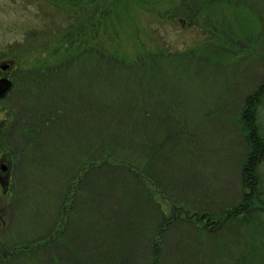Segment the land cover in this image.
I'll return each mask as SVG.
<instances>
[{
    "label": "rangeland",
    "instance_id": "rangeland-1",
    "mask_svg": "<svg viewBox=\"0 0 264 264\" xmlns=\"http://www.w3.org/2000/svg\"><path fill=\"white\" fill-rule=\"evenodd\" d=\"M110 1L106 15L107 0H0V67L11 68L0 75L13 84L0 98V133L14 122L0 183L14 175L18 186L11 220L9 196L0 199V253L40 238L5 263L236 264L264 232L239 224L205 236L184 217L208 224L196 212L235 204L240 166L264 161L261 148L245 155L248 136L264 144V0ZM131 95L172 102L186 123L173 135L150 115V138L140 141L135 128L134 154L151 156L149 189L116 158L80 168L90 152L80 108ZM26 124L43 126L41 142L23 146ZM75 171L70 207L58 214ZM257 174L264 187V162Z\"/></svg>",
    "mask_w": 264,
    "mask_h": 264
},
{
    "label": "trees",
    "instance_id": "trees-1",
    "mask_svg": "<svg viewBox=\"0 0 264 264\" xmlns=\"http://www.w3.org/2000/svg\"><path fill=\"white\" fill-rule=\"evenodd\" d=\"M109 5H111V1L108 2L107 0L105 7L106 15L109 11ZM115 99L119 101L87 102L84 108H80V110L87 117H89L87 145H89L90 150L88 155L84 157L86 158V160L81 165L79 164L80 168L83 167L86 162L93 161L94 159L92 158H94L95 156L100 157L104 160L116 158L121 166L128 168L129 173H124L125 177L132 176L131 178H134L133 180H135V183L142 186L143 188L149 189L148 181L155 180L150 169L151 156L148 158H142L134 154L132 146L134 144L135 128H137L139 131L140 141V138L143 140H149L150 138L151 130L148 126H146L147 124L152 125V122L148 120L150 115L154 117H159L160 124L165 125L166 129L171 131L173 135H185L187 131L185 127L186 123L182 124L179 121L176 122L178 118L176 116V111L173 109L172 102H147L145 101V99L140 97H133V95H131L128 99H124V97L121 96H118ZM23 111L25 112V106ZM40 118L43 117L41 116ZM43 125L44 127H46L49 124L43 122ZM4 126L5 125H3L4 130L0 133V151L4 150L2 148L3 145L6 149L10 147L12 148L14 141V139L9 138L11 131L14 129V122H12L11 127L10 124L6 125L5 128ZM25 126H28L29 128H25ZM25 126L20 131V136L24 143L23 146H28L33 143L42 141L35 140V138L37 136V132L43 130V126L37 129L33 128L31 124H26ZM119 131H121L124 135L121 136L115 134ZM110 133H113L114 135ZM110 137L114 142L109 140ZM78 141L79 143H84L82 141V137L79 138ZM121 142H123V144H120ZM159 146L162 147L163 143H161ZM246 146L247 149L245 155L247 154V158L249 155H252L255 152L259 151V148H261L260 150L264 151V144L260 140H253L252 138L250 140L249 136L246 142ZM149 148H151V146H149ZM161 151V149L157 148V152L155 153V151H153L152 156L154 157L158 155ZM263 162L264 161L260 160L255 164H251L250 166L246 162L243 164V166H240V180L242 193L239 199L235 202V204L230 205L229 207L225 206L218 213L209 211H197L196 213L201 212L200 214L203 215V217H208V220H210V222L206 224L207 226L201 223L200 217L192 219L186 216L184 217L186 223L194 225L196 229H198V231L205 236H208L207 232L209 233V235H211L214 232H218L224 226L229 225V227H237L239 224L247 226L249 229H252L256 233H258V231H262L263 233L264 187L262 186L260 176L257 174L258 165ZM105 172H109V175H111L114 172L121 171L107 170ZM78 175V172L75 171L72 177L68 180L69 184L66 191V195L63 194L61 202L56 204L58 214L65 213L64 211L70 207L69 201L71 200V198L69 197L68 193L73 192L75 194L76 184L72 185V183L73 181H75L74 179H76ZM15 181L16 178L13 175L12 177H10V181L9 183H7L8 185L6 189L4 187L5 185L0 183V199L1 197L5 198L9 196L7 198L9 202L7 208L8 214L10 216L9 220H11V205L16 202L18 197V186L16 185V183L13 184ZM83 181L84 180H80V182ZM148 194L151 195V191L148 190ZM177 208L178 207H176V209ZM0 209H3L2 206ZM180 219L181 218H179L178 220ZM170 222H172V218L166 217L165 221L160 222L161 225L159 226L161 227L165 223H167L168 225ZM52 228L53 224L51 225V228H49V232L52 230ZM263 235L262 238L257 240L258 246L256 248H248L247 251L242 252L237 257L236 264H252L253 260H257L258 264H264V256L261 257L258 254L259 251L264 252V241H262ZM52 236V233L47 236L48 239L44 240V245H48L49 242L54 240L52 239ZM39 240L40 238H36L34 241L27 243L21 241V239H16V241L12 243L10 242L9 245L12 246H10L9 248L11 250H9V252H7L6 254L0 253V263L6 264V260H9L8 263L15 261L14 259L17 257V253H20L19 250L22 247H26L28 246V244L32 243L37 244Z\"/></svg>",
    "mask_w": 264,
    "mask_h": 264
},
{
    "label": "flooded vegetation",
    "instance_id": "flooded-vegetation-1",
    "mask_svg": "<svg viewBox=\"0 0 264 264\" xmlns=\"http://www.w3.org/2000/svg\"><path fill=\"white\" fill-rule=\"evenodd\" d=\"M0 69H1V72H7V73H9L10 70H11V68L8 67V65H7L6 63L3 64L2 67H0ZM0 80H1V81H4V80H5V82H7L8 84L10 83V84H9V87H10V88H11V86L13 85L12 82H8L10 79L7 78L6 73H2V74L0 75ZM6 93H7V92H5V93L2 94V95L5 96Z\"/></svg>",
    "mask_w": 264,
    "mask_h": 264
},
{
    "label": "water",
    "instance_id": "water-1",
    "mask_svg": "<svg viewBox=\"0 0 264 264\" xmlns=\"http://www.w3.org/2000/svg\"><path fill=\"white\" fill-rule=\"evenodd\" d=\"M9 84L7 82L0 80V94H3L8 89ZM3 170L5 169V166H2Z\"/></svg>",
    "mask_w": 264,
    "mask_h": 264
}]
</instances>
